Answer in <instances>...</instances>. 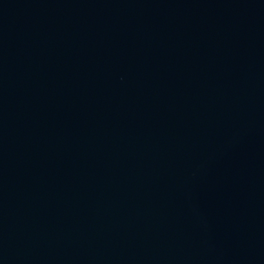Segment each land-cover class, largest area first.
<instances>
[{"label":"water","instance_id":"water-1","mask_svg":"<svg viewBox=\"0 0 264 264\" xmlns=\"http://www.w3.org/2000/svg\"><path fill=\"white\" fill-rule=\"evenodd\" d=\"M0 264H264V0H0Z\"/></svg>","mask_w":264,"mask_h":264}]
</instances>
